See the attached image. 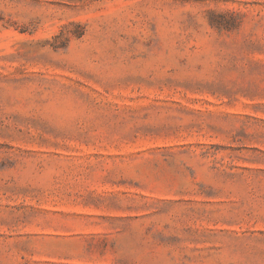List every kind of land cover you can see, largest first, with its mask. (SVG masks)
<instances>
[{"label": "rangeland", "instance_id": "374dc122", "mask_svg": "<svg viewBox=\"0 0 264 264\" xmlns=\"http://www.w3.org/2000/svg\"><path fill=\"white\" fill-rule=\"evenodd\" d=\"M0 264H264V0H0Z\"/></svg>", "mask_w": 264, "mask_h": 264}]
</instances>
